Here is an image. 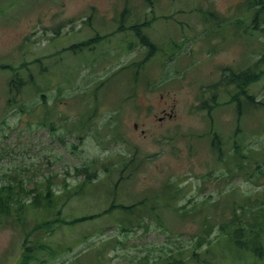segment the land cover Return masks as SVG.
<instances>
[{
	"label": "rangeland",
	"instance_id": "rangeland-1",
	"mask_svg": "<svg viewBox=\"0 0 264 264\" xmlns=\"http://www.w3.org/2000/svg\"><path fill=\"white\" fill-rule=\"evenodd\" d=\"M149 1L0 0V186L23 201L0 264H264V232L227 242L264 230V0ZM222 68H257L240 118L227 83V105L202 108ZM46 186L57 205L36 208Z\"/></svg>",
	"mask_w": 264,
	"mask_h": 264
},
{
	"label": "trees",
	"instance_id": "trees-1",
	"mask_svg": "<svg viewBox=\"0 0 264 264\" xmlns=\"http://www.w3.org/2000/svg\"><path fill=\"white\" fill-rule=\"evenodd\" d=\"M150 1H152V0H150ZM260 20H262V18H260ZM140 35L141 34L138 33V36H140ZM142 40H143V43H145L146 45L150 46L151 50L155 48V45H151L146 39L142 38ZM153 51L154 50H152L151 52H153ZM263 58H264V55H263ZM263 58H261L260 61H263ZM229 74H232V72L229 73ZM250 75L251 74H250L249 70L246 71L242 75V79L246 80V81H242L243 85L245 84V82L249 81ZM229 76L230 77H234V79L236 78L233 74H232V76L231 75H229ZM258 77H259V74L254 75L252 80H257ZM14 82H15V79H12V81H11V91H12V88H13L12 86L15 85ZM85 167L80 169V170H78L79 174H81L82 171L88 170L87 167L86 168ZM91 178H93V175H88L87 178H85V182L86 183L90 182ZM46 188H47L46 192H37L36 194L32 195V201L31 202L36 208H42V207L50 208L51 206H54L55 204L57 205V202L55 201L56 196L53 195L51 187L50 186H46ZM19 190H20V192H25L26 191V189L23 188V186ZM28 196L30 197L31 195L28 194ZM17 202H21L20 207L23 205V203H22L23 201H21V198L15 196V193L13 191V186L12 185L8 184V185L0 186V220H1V218L8 219V218H10L13 215V208H15L13 206V204L14 203L16 204ZM19 218H20V216H19ZM78 221L79 220L71 221V222L65 221V223L73 225L74 223H76ZM258 225L259 224H253V225H251L249 227V229H244L243 226L234 227V229L229 232L230 240L226 237L227 238V242L228 241L232 242V249H235L237 251L244 250V251H248L249 252V250L253 249L255 244L261 243L262 238H261L260 234L262 232H264V230L261 227H258ZM49 229H52V228H49ZM208 252L209 251H206V253H208ZM198 256L194 255V256H192V259L195 260L196 262H199L200 264H203L202 262L199 261L200 260V256L199 257ZM175 263L176 264H184L181 261V259L177 260Z\"/></svg>",
	"mask_w": 264,
	"mask_h": 264
},
{
	"label": "flooded vegetation",
	"instance_id": "flooded-vegetation-1",
	"mask_svg": "<svg viewBox=\"0 0 264 264\" xmlns=\"http://www.w3.org/2000/svg\"><path fill=\"white\" fill-rule=\"evenodd\" d=\"M213 71H211L209 77L210 80L208 81L209 84L207 86H203L204 90L202 92V97L204 98L205 107L207 109H213L215 106L217 107L220 103L224 104L225 99L224 98V91L226 89V69L222 68V71L219 70L216 77L212 74ZM241 78H239V81ZM233 86H238V91H240L239 85L232 84ZM240 93V92H239ZM235 103L238 104V106L241 103V97L238 95V98H235ZM220 107V106H219ZM217 107V108H219ZM165 115L160 118V120H163L166 117H172V112L168 114V112H164ZM207 113V112H206ZM235 127H239L236 125ZM240 130L239 128H236L234 131Z\"/></svg>",
	"mask_w": 264,
	"mask_h": 264
}]
</instances>
